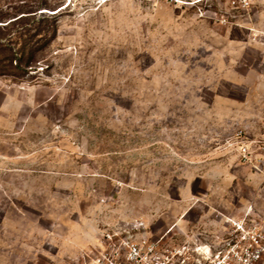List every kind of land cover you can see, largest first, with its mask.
I'll return each mask as SVG.
<instances>
[{"label": "rangeland", "instance_id": "rangeland-1", "mask_svg": "<svg viewBox=\"0 0 264 264\" xmlns=\"http://www.w3.org/2000/svg\"><path fill=\"white\" fill-rule=\"evenodd\" d=\"M13 8L37 61L0 76V264H95L107 232L170 243L264 218V0Z\"/></svg>", "mask_w": 264, "mask_h": 264}, {"label": "built area", "instance_id": "built-area-1", "mask_svg": "<svg viewBox=\"0 0 264 264\" xmlns=\"http://www.w3.org/2000/svg\"><path fill=\"white\" fill-rule=\"evenodd\" d=\"M230 3L243 7L249 0ZM240 151L246 160L251 155L245 144H241ZM251 216V211L241 216L223 214L215 226L216 232L197 230L194 226L189 232H182L178 241L170 243L164 238L173 228L155 239L131 230L107 232L95 264H262L264 218H258V222Z\"/></svg>", "mask_w": 264, "mask_h": 264}, {"label": "trees", "instance_id": "trees-1", "mask_svg": "<svg viewBox=\"0 0 264 264\" xmlns=\"http://www.w3.org/2000/svg\"><path fill=\"white\" fill-rule=\"evenodd\" d=\"M13 9V12H0V76L20 78L28 74L30 68L35 67L37 49L28 47L25 40L30 29L26 27L28 16L23 14L29 12ZM48 19L44 16L41 20L48 22ZM35 29V35H42L46 31L39 27ZM10 30L15 32L14 36H9Z\"/></svg>", "mask_w": 264, "mask_h": 264}, {"label": "crops", "instance_id": "crops-1", "mask_svg": "<svg viewBox=\"0 0 264 264\" xmlns=\"http://www.w3.org/2000/svg\"><path fill=\"white\" fill-rule=\"evenodd\" d=\"M210 215V214H209ZM214 230L216 229V227L213 228Z\"/></svg>", "mask_w": 264, "mask_h": 264}]
</instances>
